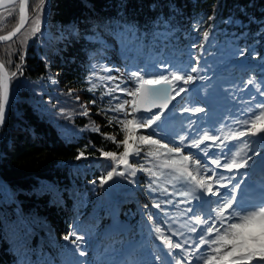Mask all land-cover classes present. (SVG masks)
<instances>
[{"label": "trees", "instance_id": "16d2710c", "mask_svg": "<svg viewBox=\"0 0 264 264\" xmlns=\"http://www.w3.org/2000/svg\"><path fill=\"white\" fill-rule=\"evenodd\" d=\"M38 4L39 0H31L26 28L0 44V61L9 72L20 63L19 54L26 53L24 74L10 82L13 100L0 131V264H87L88 260L113 264L127 244L150 245L148 222L159 226L152 204L160 197L159 191L148 188L155 177L138 170L132 178L125 165L117 171L126 176L113 175L101 183L116 167L102 151H123L104 134L120 141L123 133L115 122L109 125L103 113L97 114L119 101L109 105L110 97L105 96L103 103H88L105 91L102 86L86 91L90 65L96 64L102 76L111 73L100 71L101 65L123 67L127 74V69L158 60L187 67L188 56L194 53L201 65L208 62L202 73L207 78L189 83L188 88L204 95L218 85L238 92L256 89L246 81L249 77L260 81L264 72V0H44L41 31L32 37ZM19 8L20 0L0 8V35L19 25ZM129 29L140 34L135 46L129 44ZM204 31L210 32L208 41L202 38ZM194 43L196 47H190ZM9 46L15 50L11 65ZM238 50L245 54L238 55ZM113 96L123 94L117 91ZM195 101L184 99L173 113L184 114L183 108L196 107ZM81 103H87L88 116L80 114ZM126 108L131 112L130 105ZM91 121L100 132L91 130ZM158 123L162 127L155 138L164 143L158 133L170 122L162 116ZM151 132L140 129L137 136ZM149 150L156 151L145 147L139 157H129V163L159 174L161 157H146ZM80 151L85 156L77 159ZM168 173L159 175L161 184L173 179ZM70 232L76 235L65 240ZM76 236L83 240L73 243Z\"/></svg>", "mask_w": 264, "mask_h": 264}, {"label": "snow or ice", "instance_id": "6c2138e0", "mask_svg": "<svg viewBox=\"0 0 264 264\" xmlns=\"http://www.w3.org/2000/svg\"><path fill=\"white\" fill-rule=\"evenodd\" d=\"M12 3L13 0H0V6ZM27 5L28 0H20L19 25L7 35H0V42L11 41L24 28L28 21ZM34 11L36 15L32 19L30 32L32 37L41 31L44 0H39ZM9 14L11 15V13ZM161 23L166 24L167 21H161ZM128 32L129 44L135 46L141 39L140 34L131 29ZM72 34H76L75 29ZM209 36V31L202 33L204 41H208ZM21 43L26 44L27 37ZM190 47L195 48L196 44L194 43ZM9 48L8 64L11 65L13 63L12 52L15 50L11 49L10 46ZM201 50H203L202 45ZM237 54L244 55L245 53L238 50ZM25 55L24 52L19 54L20 63L15 64V70L11 72L4 62L0 61V125H3L5 120V109L9 102L10 81L18 74H24ZM90 67L92 72L86 78L90 87L86 91L95 92L101 86L105 91L88 103L97 105L98 100L103 103L105 96L110 97L107 101L109 105H112L114 101H119L113 107L99 109L97 114L103 113L108 124L111 125L115 122L120 126L123 133V139L120 141H117L114 135L104 134L105 138L116 143L118 148L122 145L123 151L119 154L113 151H102L104 157L116 162V167H112L111 171L107 172L106 177L101 178V183H107L113 175L126 176L125 171H117L120 165L126 166L127 175L132 178L136 177L138 170L147 171L150 176L155 177V179L150 180L148 188L153 192L162 190L168 196V199L164 201L166 204L173 207L177 204L186 205L181 214L188 215L189 219L194 221L193 226L188 230L191 233H198V235L191 242L184 238L183 232H170L168 236H165L162 234L161 227L156 226L154 228L155 233L160 234L158 238L163 241L164 248L167 249L163 264H253V262L264 264V190L261 191L258 202L246 204L243 202V198L238 202L236 193L240 188V181L233 184L234 177H225L223 172L217 171L222 168L228 172H233V170L241 168L255 167L254 157L260 155V152L254 145L259 144L264 147V135H261L264 134V100L249 104L244 112L246 118L236 121L243 130H230L226 135L201 132L200 135H194L188 144L189 148H195L198 152L184 154L182 146L186 137H180L181 146L170 147L168 143H163L162 139L155 138L156 130L162 127V123L158 122L164 116V110L168 108V105L177 97H181V101L184 99L181 94L189 91L185 86L189 83H195L197 80L204 81L207 78L205 74H202L208 68L206 60L204 65H201L200 58L194 53H190L187 67H180L172 61L158 60L145 63L143 67L137 66L135 70L127 69L126 76L123 73L119 76L111 74L102 76L98 74L96 64H91ZM261 68L264 69V65H261ZM99 70L106 73L113 71L119 73L118 68H108L104 65H101ZM261 76L260 81L249 77L246 83L254 86L259 94L264 96V91H260V86L264 85V72ZM49 79L53 84L57 83L54 78L49 77ZM128 81L133 83L129 85ZM117 91L123 96H113V93ZM67 94L71 96L73 90L69 89ZM125 96L131 97V100L124 98ZM74 98L77 101L80 100L78 95ZM249 99L255 100V96ZM128 105L131 106V112L126 108ZM80 108L82 110L81 115H89L87 103H81ZM153 109H159V111L154 112ZM183 111L201 113L205 109L202 107H184ZM109 112L117 115H108ZM249 112H251L250 116L248 115ZM120 113H123V117L118 115ZM136 113H149L150 115H133ZM130 116L131 118H129ZM90 127L93 132H100L95 121H91ZM149 128L152 129L150 134L137 136L138 130ZM246 136H258L259 139H242ZM130 140L132 141L131 144L129 143ZM206 141L211 143H205ZM231 141H238L239 143H231ZM202 145L203 147H201ZM145 147L156 149V151L149 150L144 153L146 157H168L163 160L160 168L169 169L168 175L177 180L183 190L169 192L167 188L161 189L158 181L159 175H163L162 172L158 174L151 169H137L129 163V157H139L144 152ZM212 148L217 149L215 156L209 154ZM84 156L85 152L80 151L77 159ZM249 161H253V163L250 165ZM259 163L264 165V157H261ZM131 183L135 184V179H132ZM154 184L157 187H153ZM228 185H231V188ZM175 187L176 185L173 184V188ZM221 189H227V191L222 193ZM173 195H179L182 199L173 201L171 199ZM148 207L145 205V208ZM152 207L161 209V202L154 201ZM148 218L152 220L153 215L150 213ZM75 235V232H70L64 239L69 240ZM177 235L181 239L174 242L173 237ZM81 240L83 237L76 236L73 243ZM80 255H85V252L80 251Z\"/></svg>", "mask_w": 264, "mask_h": 264}, {"label": "rangeland", "instance_id": "374dc122", "mask_svg": "<svg viewBox=\"0 0 264 264\" xmlns=\"http://www.w3.org/2000/svg\"><path fill=\"white\" fill-rule=\"evenodd\" d=\"M117 68L119 69V73L113 71L111 75L119 76L121 73H123L126 76L125 69L123 67H116V69ZM185 87L189 89L187 86ZM199 93L196 91V89L192 88L189 89L188 92H186L185 97L187 98L191 96V98L194 99L196 98L195 101L196 107H202L205 109V111L201 113L187 112L184 113L183 115H173V116L171 114L166 115L168 119H171L172 123L170 126H168L165 129L164 132L160 133L162 137L164 136L165 139L164 143H168L170 147L181 146L180 137L182 136L186 137L184 145L182 146L184 154H187L188 152H192V153L198 152L197 149L188 147V144L190 143V140L194 135H200L201 132H208L209 134H217V135H221V134L226 135L229 133L230 130L235 131L236 129H241V125L237 124L236 121L246 118L244 112L248 108V105L255 104L256 101L259 100H264V96H261L259 94V91H257L254 88L238 92L236 90H232L230 86L226 87L224 85H218L215 87H209V89L206 90L205 95L202 94V92ZM183 94L184 93H182L181 95ZM252 96H255V100L249 99ZM248 115L250 116L251 112H249ZM242 139L258 140L259 137L246 136L243 137ZM205 143H211V142L206 141ZM217 143H219V141H217ZM231 143H239V142L231 141ZM201 147H203V145ZM254 147L257 148L259 152L264 150V147H261V145L259 144L254 145ZM193 149H195L196 152H194ZM209 154L211 156H215L217 154V149L216 148L210 149ZM261 157H264V153L254 157V160L256 161L255 167L241 168L239 170H233V172H228L227 170L222 168L218 169L217 171L223 172V175L225 177H230V176L234 177V179L232 180L233 184L236 183L237 181H240V188L242 185L247 184V181L249 179L251 180L252 178L254 183L253 181L248 183L247 185L249 187H253L256 184L258 186H263L264 165L259 163ZM167 158L168 157H161L160 159L161 163L163 162V160ZM252 163L253 161H249L250 165ZM212 167L214 168L215 166L213 165ZM161 171L164 175H166L170 170L162 169ZM158 183L161 189L167 188L169 192H178L183 190L180 187L179 182L175 179H168L163 184H161L162 182L159 180ZM225 183H227V180H225ZM173 184L176 185L175 188H173ZM228 187L231 188V185H228ZM241 190L242 189H239V192H241ZM225 191H227V189ZM245 191H246L245 194H247L248 196L249 194L251 196L254 195V193H252L249 189ZM158 193L160 197L159 201L161 202V207L166 208L165 209L166 214L167 216H170L169 219L170 221L166 223H164L163 221L161 222V224L163 225L162 234L168 236L170 232H183L184 238L188 239L191 242L194 239L193 234L196 233H191L188 230L191 226H193L194 221L190 220L188 215L181 214L182 209H184L186 205L177 204L175 207H173L172 205L164 203V201L168 199V196L162 190H160ZM171 199L173 201H179L180 199H182V197H180L179 195H173ZM154 209L157 212H159L160 210L156 208ZM168 224L173 227L170 228ZM182 225L183 227H181ZM159 235L160 234H157L154 231L152 232L151 236H149V241H150L149 243L151 244V249H145V250L138 249L137 247L129 245L127 247L128 250L126 253L127 258L133 257V255H135V256H139V260H140L139 264H163L164 254L167 251V249L164 248L163 241L158 238ZM179 239H181L179 235L173 237L174 242ZM88 264H92V262L88 261ZM102 264H110V263H102ZM253 264H255V262H253Z\"/></svg>", "mask_w": 264, "mask_h": 264}, {"label": "water", "instance_id": "95a60500", "mask_svg": "<svg viewBox=\"0 0 264 264\" xmlns=\"http://www.w3.org/2000/svg\"><path fill=\"white\" fill-rule=\"evenodd\" d=\"M30 1H31V0H28L27 10H26V11H27V15H28V21H29V14H30V13H29V7H30V4H31ZM0 8H1V7H0ZM28 21L25 23L24 28L27 26ZM24 28H22L21 31H22ZM20 33H21V32H20ZM20 33H17V35L14 36L12 40H14V39H15ZM12 40H11V41H12ZM9 42H10V41L0 42V44H6V43H9ZM10 82H11V81H10ZM10 91H11V83H10V88H9V102H8V105L6 106V109H5V120H4V123L6 122V120H7V118H8L7 116H8V114H9V111H10V108H11L10 104H11L12 100H11V94H10ZM180 103H181V99H179V98L177 97L176 100H173V101L168 105V108L164 110V114H168L169 112L173 111V109L176 108ZM153 111L156 112V111H159V109H153ZM141 114H143V115H150L149 113H141ZM4 123H3V125H4ZM3 125H0V131H1V128H2ZM262 135H264V134H262Z\"/></svg>", "mask_w": 264, "mask_h": 264}, {"label": "bare ground", "instance_id": "6f19581e", "mask_svg": "<svg viewBox=\"0 0 264 264\" xmlns=\"http://www.w3.org/2000/svg\"><path fill=\"white\" fill-rule=\"evenodd\" d=\"M16 1H19V0H13V3L14 2H16ZM8 4H5V5H3V6H0V7H4V6H7ZM244 189L246 188V189H249L250 187L247 185V184H245V185H243L242 186ZM259 186H256V188H251V189H249V190H251V191H253L254 193H255V198L257 199V197H259L260 196V194L261 193H259L260 191H259V188H258ZM226 189H221V192H223V191H225ZM241 198H243V202L244 203H249V202H251L252 200L251 199H249V198H247V197H239L238 198V202L239 201H241ZM234 207H235V205H234Z\"/></svg>", "mask_w": 264, "mask_h": 264}]
</instances>
